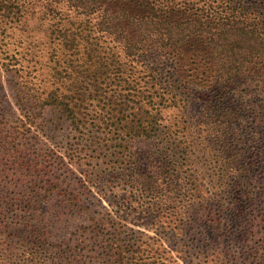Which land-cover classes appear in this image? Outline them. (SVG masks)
I'll return each mask as SVG.
<instances>
[{
    "label": "trees",
    "instance_id": "trees-1",
    "mask_svg": "<svg viewBox=\"0 0 264 264\" xmlns=\"http://www.w3.org/2000/svg\"><path fill=\"white\" fill-rule=\"evenodd\" d=\"M50 1L75 18L52 29L50 87L22 76L15 95L22 114L9 128L0 121V264H170L158 263L166 247L123 236L114 218L113 230L95 218L79 227L84 233L76 242L50 244L45 202L55 199L51 215L60 219L86 210L66 179L53 174L83 161L97 160L95 166L110 171L133 164V141L162 138L165 110L197 100L206 146L224 172L245 184L256 166L248 154L264 147V0ZM22 6V0H0L2 35L20 20ZM48 107L69 121L76 146L37 151L30 145ZM168 145L172 159L142 174L135 188L159 196L176 187L187 167L192 195L201 201L205 184L198 182L187 144ZM194 218L172 228L171 237L188 236L191 223L201 221ZM174 249V264H183L185 253L192 256L185 246ZM253 256L252 264H264V240Z\"/></svg>",
    "mask_w": 264,
    "mask_h": 264
},
{
    "label": "rangeland",
    "instance_id": "rangeland-1",
    "mask_svg": "<svg viewBox=\"0 0 264 264\" xmlns=\"http://www.w3.org/2000/svg\"><path fill=\"white\" fill-rule=\"evenodd\" d=\"M22 2L20 20L6 32L7 36L0 33V64H3L0 72V121L5 128L16 124L22 114L15 97L17 81L20 79L22 82V76L42 89L52 84L55 59L52 29L59 24L70 26V19L75 18V13L54 1ZM12 56L17 59H12ZM201 115V105L197 100L168 108L164 112L165 136L134 140L135 162L115 171L98 168L95 160L93 163L83 161L82 166L71 164L54 172V179H66L64 186L69 185V190L79 195L86 210L78 216L60 219L51 215L56 210L55 199L51 198L50 204L45 202L42 212L49 213L48 230L52 234L49 243L61 244L70 238L76 242V238L84 233L79 227L89 225L95 218L113 230L114 218L123 225V236L154 247H166V251L160 249L164 254L158 263L174 264L178 258L174 248L184 249L185 246L192 256L185 253L180 259L183 264L191 258L193 262L190 264H252L255 249L264 240V147L254 148L248 154L249 164L256 166H250L252 178L245 184L240 183L223 171L217 161L218 155L206 146ZM35 130L37 135L31 134L29 142L37 151L41 148L48 150L55 145L60 148L65 143L76 146L77 139L73 138L69 121L57 109H45ZM170 143L171 146L187 144L190 160L195 161L194 167L197 166L198 182L205 184L201 201L192 195L187 167L176 176V187L166 188L159 196L145 197L135 188L142 174L156 172L164 159H172L168 149ZM194 151L196 153L192 155ZM196 215L201 221L191 223L193 228L188 236L171 237L172 228L180 222L195 220ZM211 218H215L216 223H212ZM198 224L201 227H197ZM85 235L91 237L90 234ZM192 239L198 241L195 248Z\"/></svg>",
    "mask_w": 264,
    "mask_h": 264
}]
</instances>
